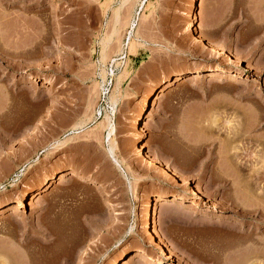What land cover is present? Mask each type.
Listing matches in <instances>:
<instances>
[{
	"label": "rangeland",
	"instance_id": "1",
	"mask_svg": "<svg viewBox=\"0 0 264 264\" xmlns=\"http://www.w3.org/2000/svg\"><path fill=\"white\" fill-rule=\"evenodd\" d=\"M258 137L264 0H0V264H264Z\"/></svg>",
	"mask_w": 264,
	"mask_h": 264
},
{
	"label": "bare ground",
	"instance_id": "2",
	"mask_svg": "<svg viewBox=\"0 0 264 264\" xmlns=\"http://www.w3.org/2000/svg\"><path fill=\"white\" fill-rule=\"evenodd\" d=\"M189 2H190V0H189ZM199 5V4H198ZM188 6H190V5H188ZM192 6L195 8V5H194V2H193V4H192ZM189 8V7H188ZM198 8H199V6H198ZM187 12H188V10H187ZM189 13V12H188ZM197 13L198 12H195V9L192 11V16L193 17H191L192 18V20H190L189 22H187L186 24H188V23H190L189 24V26L188 27H186V28H188L189 29V32L191 33V31L190 30H192V31H194L195 32V26L197 25V21H198V16H197ZM187 18H189L190 19V17H187ZM198 26V25H197ZM196 26V27H197ZM199 30V29H198ZM197 30V31H198ZM201 33V32H200ZM199 32H197L196 34H195V36L194 37H192V39H194L197 43H200L201 44V46L202 47H204V48H206V50L208 49L209 51L208 52H210V54L211 55H220V52L222 51V49H220V48H218L217 49V46H215L214 44H212L211 42H209L208 41V43H207V41H206V37L205 36H202L201 34H200ZM192 34V33H191ZM205 37V38H204ZM193 40V41H194ZM208 40V39H207ZM194 41V42H195ZM133 42H131L130 44H132ZM133 44H135V43H133ZM132 44V45H133ZM219 50V51H218ZM223 52H224V50H223ZM239 58V57H238ZM216 64V63H215ZM218 68H219V66L218 65H208L207 67H206V69H205V71H207V72H214V71H216V70H218ZM204 71L202 70V71H199V72H195V73H193V74H191V77L189 76V77H187L185 74H177L174 78H171V79H169V78H164L163 80H161L159 83H158V85L156 86V88L153 90V92L151 93V98H153V97H159V95H160V93L162 94V92L163 91H165L168 87H170L171 85H173V84H175V83H177V82H180V81H182L183 79L185 80V78L187 77V78H190V81L192 82V80H194V81H200L202 78H204ZM206 74V73H205ZM208 75V74H207ZM183 80V81H184ZM182 81V82H183ZM185 82V81H184ZM183 82V83H184ZM186 82H189V79H188V81H186ZM197 83V82H196ZM117 84V83H116ZM179 83H177V85H178ZM180 84H181V82H180ZM179 84V85H180ZM118 89V84L115 86V89L113 90V94L111 95V98H110V100H111V102H112V104L113 105H115L116 103H117V100H116V95H115V93H116V90ZM162 96V95H161ZM160 98V97H159ZM158 100V99H157ZM154 101V100H153ZM154 103V102H153ZM152 103V104H153ZM152 104H150V105H152ZM115 107V106H114ZM142 116H143V111L142 112H140L139 114H138V116L136 117V118H134L135 119V123L136 124H138V121L142 118ZM132 121V120H131ZM131 121H130V123H131ZM135 124V125H136ZM257 124V123H256ZM259 124V123H258ZM131 125V124H130ZM132 126V125H131ZM143 126V125H142ZM135 128H137L136 126H135ZM240 131V130H239ZM242 131V130H241ZM146 132V131H145ZM142 129H140V128H138L137 129V133H136V138L139 140V141H142V139H143V137H144V133H145ZM241 134V133H240ZM245 134V133H244ZM239 135V133H236V135H234V137L236 136H238ZM242 135V134H241ZM235 137V138H236ZM238 137H240V136H238ZM243 138V137H242ZM146 141V140H145ZM145 141H144V143H145ZM255 141H256V144H258L257 146L259 147V149H258V151H259V153H261V154H263L264 155V140H263V138H261L260 139V137H258L257 139H255ZM144 143L143 142H141V144H139V146H138V148H136L138 151V153L139 154H141L142 155V157L143 156H145L146 158H147V160H148V165H149V167L151 168V170L153 169V170H155V171H157L158 172V174H159V172H160V174H162V178H165V177H168V178H170V174H169V171L170 170H168V165L167 166H162V164H160V158H158V156H155L154 154H151V153H148V154H145L146 152H145V149H146V146H147V144L145 143V145H144ZM255 144V145H256ZM256 147V146H255ZM136 152V153H137ZM150 152V151H149ZM144 157V158H145ZM170 169V168H169ZM172 171V173H173V175H174V177L176 178V179H178V181H182V185H183V183L184 184H186L187 185V183H186V178L185 177H183V173H181V171L179 172L178 170H174L173 171V169L171 170ZM71 172V174L72 175H74V177L75 176H79V178H81V175H79L77 172H75V171H73L72 172V170L70 171ZM55 175H57L55 172L54 173H52V174H50V175H48V176H46L43 180H42V182H41V186H40V190L41 191H43V190H45L51 183H52V181L55 179ZM62 175H63V173H62ZM83 175V174H82ZM59 177V176H58ZM73 177V178H74ZM61 178H63V177H61ZM83 178V177H82ZM185 178V179H184ZM71 179H72V176H71ZM165 179H167V178H165ZM172 179H173V177H172ZM218 179H219V177H218ZM94 180V179H93ZM92 180V181H93ZM169 180V179H168ZM215 181H216V179H214ZM166 181V180H165ZM176 184H177V182L175 181V180H173ZM95 182V181H94ZM98 182V181H97ZM188 182V181H187ZM99 183V182H98ZM179 186L181 185V184H178ZM182 185H181V187H182ZM186 185H184L183 186V188L186 186ZM94 186H95V184H94ZM100 185H98L97 186V188H101V187H99ZM188 186V185H187ZM180 187V188H181ZM4 189V188H3ZM186 190V189H185ZM187 190H189V189H187ZM182 191H183V189H182ZM191 191V195H192V190H190ZM218 191V190H217ZM104 192V191H103ZM188 192V191H187ZM28 193H26V195H27ZM43 194V193H42ZM190 194V193H189ZM195 194V193H194ZM38 195V194H37ZM41 196V195H40ZM25 195L24 196H20V198L19 199H17L16 201H15V203L17 204V207H22V206H24V203H25ZM39 197V196H38ZM171 199H173L172 200V202H174V203H178L179 205L180 204H182L183 203V200L182 199H180V198H171ZM194 199V198H193ZM192 199V200H193ZM199 200V199H198ZM155 201V200H154ZM153 201V202H154ZM165 201H167V199L166 198H161V197H158L157 199H156V205L158 206L159 205V207L161 206V205H163L164 204V202ZM169 202V201H168ZM172 202H170V203H172ZM169 203V204H170ZM187 204V203H186ZM189 204V203H188ZM192 204H196V201H192ZM26 205V204H25ZM170 205H172V204H170ZM173 205H175V204H173ZM190 206H192L191 204H189ZM14 206H15V204H14ZM12 207L13 209H15L16 208V206L15 207ZM164 206H165V204H164ZM175 206H177V205H175ZM9 207H10V205H9ZM144 207H146V204H145V206ZM155 207V206H154ZM153 207V208H154ZM163 207V206H162ZM179 207V206H178ZM152 208V209H153ZM156 208H158V207H156ZM192 208H193V206H192ZM2 209H4L3 208V206H0V213H2ZM17 209H19V208H17ZM191 209V208H190ZM6 210H7V208H6ZM10 210H12V209H10ZM16 210V209H15ZM144 210H146L145 208H144ZM155 211V210H154ZM171 211V210H170ZM173 211V210H172ZM171 211V212H172ZM168 212H169V210H168ZM171 212L170 213H167V215L168 214H170V215H173V213L175 212V211H173L172 212V214H171ZM144 213H145V211H144ZM152 212H149L148 211V213H147V216H145L146 217V221H145V224H144V229H142V230H145V228H147V229H149L150 227H151V219H152V214H151ZM176 213V212H175ZM166 215V216H167ZM176 215L174 214V217H172V219L174 218H177V216L175 217ZM181 216H184V215H182L181 214ZM156 217V216H155ZM170 216L168 215L166 218H168L169 219V221H171L170 219H171V217L169 218ZM178 217H180V214L178 215ZM165 218V219H166ZM145 219V218H144ZM154 221V220H153ZM167 221V220H166ZM144 221H142V223H143ZM153 223V222H152ZM142 225V224H141ZM153 225V224H152ZM146 229V230H147ZM153 229V228H152ZM148 232V231H147ZM146 231H145V233H147Z\"/></svg>",
	"mask_w": 264,
	"mask_h": 264
},
{
	"label": "crops",
	"instance_id": "3",
	"mask_svg": "<svg viewBox=\"0 0 264 264\" xmlns=\"http://www.w3.org/2000/svg\"><path fill=\"white\" fill-rule=\"evenodd\" d=\"M214 44V43H213ZM217 45V44H216Z\"/></svg>",
	"mask_w": 264,
	"mask_h": 264
}]
</instances>
